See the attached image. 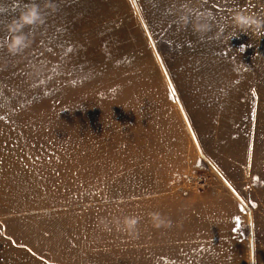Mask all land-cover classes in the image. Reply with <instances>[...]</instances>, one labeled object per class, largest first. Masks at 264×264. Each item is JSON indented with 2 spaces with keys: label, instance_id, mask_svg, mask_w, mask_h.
Masks as SVG:
<instances>
[{
  "label": "rangeland",
  "instance_id": "rangeland-1",
  "mask_svg": "<svg viewBox=\"0 0 264 264\" xmlns=\"http://www.w3.org/2000/svg\"><path fill=\"white\" fill-rule=\"evenodd\" d=\"M238 13L264 0H0V264H264V27Z\"/></svg>",
  "mask_w": 264,
  "mask_h": 264
},
{
  "label": "clouds",
  "instance_id": "clouds-1",
  "mask_svg": "<svg viewBox=\"0 0 264 264\" xmlns=\"http://www.w3.org/2000/svg\"><path fill=\"white\" fill-rule=\"evenodd\" d=\"M234 20L242 27H254L259 30L264 27V20H261L255 16L244 15L243 13H238ZM42 18L37 5L33 4L26 8L25 11L21 12L19 18L14 21L16 27L10 28V31L16 32L19 27L27 25H35L41 23ZM8 49L11 53H16L22 48L27 47L26 38L21 35H15L8 41Z\"/></svg>",
  "mask_w": 264,
  "mask_h": 264
},
{
  "label": "water",
  "instance_id": "water-1",
  "mask_svg": "<svg viewBox=\"0 0 264 264\" xmlns=\"http://www.w3.org/2000/svg\"><path fill=\"white\" fill-rule=\"evenodd\" d=\"M250 239L252 240V237H250Z\"/></svg>",
  "mask_w": 264,
  "mask_h": 264
}]
</instances>
